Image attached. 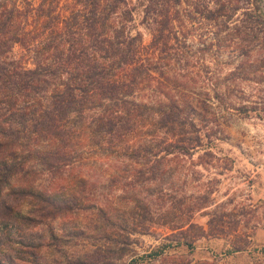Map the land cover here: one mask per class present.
<instances>
[{"label":"trees","instance_id":"1","mask_svg":"<svg viewBox=\"0 0 264 264\" xmlns=\"http://www.w3.org/2000/svg\"><path fill=\"white\" fill-rule=\"evenodd\" d=\"M48 1L21 8L14 0H0V264H14L6 245L18 253L35 248L41 243L36 225L78 209L98 214L106 226L103 238H112L107 228L125 230V243L130 233L149 231L155 222L152 197L164 198L163 189L153 185L173 174L171 162L203 144L191 115L204 116L207 104L189 98L183 89L192 92L190 86L171 85L177 94L167 100L140 94L156 71L152 50L163 49L176 35L171 7L180 0L145 5V15L155 23L148 44L139 32L128 30L133 19L128 0ZM15 44L23 48L18 57ZM203 154L197 155L199 163ZM89 159L124 165L107 167L106 191L74 172ZM38 165L51 179L64 181L36 183ZM113 185L122 192L111 193ZM203 197L196 196L202 201L188 207L205 206ZM138 207L141 213L134 211ZM117 208H122L120 224L114 220ZM215 212H207L206 227L187 220L194 232L183 241L191 245L201 236L230 237ZM71 230L80 236L86 228L75 224ZM252 231L244 233L242 244L231 240L233 247L243 248Z\"/></svg>","mask_w":264,"mask_h":264},{"label":"rangeland","instance_id":"2","mask_svg":"<svg viewBox=\"0 0 264 264\" xmlns=\"http://www.w3.org/2000/svg\"><path fill=\"white\" fill-rule=\"evenodd\" d=\"M39 1L14 0L21 8ZM148 2L152 1L128 0L133 15L127 22L128 30L131 34L139 32L143 44L150 42L155 24L150 14L145 15ZM179 2L171 7L176 35L163 49L152 50L156 71L140 94H144L142 98L167 100L177 94L171 85L190 86L192 92L183 91L193 100H205L207 111L202 117L191 115L203 135V144L191 156L182 155L171 162L173 174L153 185L167 193L162 192L163 199L152 197L155 222L147 232L130 233L125 243L121 241L125 230L107 228L112 238H103L100 235L106 226L98 214L78 209L36 225L34 230L41 233L39 246L18 253L6 245L14 264H227L217 258H196L180 249H163L194 232L187 220L206 227L211 210L222 215L229 238L236 244H242L245 232L264 226V0ZM209 12L211 16H207ZM13 48L15 57L22 54L21 46L15 44ZM24 61L32 65L30 60ZM204 150L214 155L203 154ZM199 153L203 154L202 163L197 160ZM112 160L89 159L74 172L86 174L96 190L106 191L102 185H108L107 167L120 164ZM120 165L119 169L124 167ZM38 166L36 183L56 186L64 181L56 176L54 181ZM11 181L18 183L15 178ZM114 186L111 193L122 192L121 187ZM196 196H204L205 206L190 209L193 202L202 201ZM113 200L115 206L126 208L122 201ZM21 202L25 206L26 200ZM134 211L142 212L139 207ZM121 212L122 208H117L118 216H114L118 224ZM75 224L86 228L83 235L73 234ZM19 254L22 257H17Z\"/></svg>","mask_w":264,"mask_h":264},{"label":"crops","instance_id":"3","mask_svg":"<svg viewBox=\"0 0 264 264\" xmlns=\"http://www.w3.org/2000/svg\"><path fill=\"white\" fill-rule=\"evenodd\" d=\"M264 198V192L262 193ZM264 241V226L255 227L248 243L240 249H235L227 236H201L192 241L191 245L181 241L171 249L187 251L196 258L215 259L227 264H257L264 261V253L257 249Z\"/></svg>","mask_w":264,"mask_h":264},{"label":"built area","instance_id":"4","mask_svg":"<svg viewBox=\"0 0 264 264\" xmlns=\"http://www.w3.org/2000/svg\"><path fill=\"white\" fill-rule=\"evenodd\" d=\"M176 244H177L176 241H175V242H172V243L170 244V246L164 248L163 250L166 251L168 248H170V247H172V246H174V245L176 246ZM257 249H258V251H259L260 253H264V241H263L261 244H259V246L257 247Z\"/></svg>","mask_w":264,"mask_h":264}]
</instances>
